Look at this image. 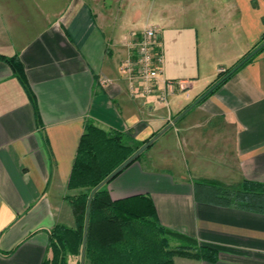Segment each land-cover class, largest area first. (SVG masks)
Masks as SVG:
<instances>
[{"label": "crops", "instance_id": "1", "mask_svg": "<svg viewBox=\"0 0 264 264\" xmlns=\"http://www.w3.org/2000/svg\"><path fill=\"white\" fill-rule=\"evenodd\" d=\"M148 27L160 80L186 83L166 103L133 95L122 70ZM263 31L264 0H0V56L18 58L34 98L0 60V264H42L52 228L73 227L67 182L87 121L140 142L157 133L151 149L173 129L184 171L148 149L107 185L112 201L147 198L160 226L216 251L173 264H264V212L230 193L264 183V54L185 110Z\"/></svg>", "mask_w": 264, "mask_h": 264}, {"label": "trees", "instance_id": "2", "mask_svg": "<svg viewBox=\"0 0 264 264\" xmlns=\"http://www.w3.org/2000/svg\"><path fill=\"white\" fill-rule=\"evenodd\" d=\"M260 54H264V31L259 41L231 67L219 72L214 82L185 110L207 99ZM0 60L9 65L28 99L34 104L18 58L0 56ZM157 135L153 134L140 142L129 132L104 130L92 121L85 123L67 182V190L76 192L66 196L74 225H56L52 228L48 243L51 258L42 264H67L68 255L81 256L80 264H173L174 256L210 262L216 259L214 249L160 226L147 198L138 196L112 201L109 197L107 185L127 167L139 161L152 147ZM149 142L145 151L91 196L101 182ZM230 193L240 206L264 212V183L243 181ZM175 239L177 245L171 247L170 243Z\"/></svg>", "mask_w": 264, "mask_h": 264}, {"label": "built area", "instance_id": "3", "mask_svg": "<svg viewBox=\"0 0 264 264\" xmlns=\"http://www.w3.org/2000/svg\"><path fill=\"white\" fill-rule=\"evenodd\" d=\"M130 48L131 54L122 70L133 95L141 98L154 96L159 102L166 103L170 95L186 90L184 81L160 80L163 57L157 28H145Z\"/></svg>", "mask_w": 264, "mask_h": 264}, {"label": "rangeland", "instance_id": "4", "mask_svg": "<svg viewBox=\"0 0 264 264\" xmlns=\"http://www.w3.org/2000/svg\"><path fill=\"white\" fill-rule=\"evenodd\" d=\"M160 144V146H170L171 150L168 149V151H159L158 150V145ZM156 147L157 149H149V155H155V161L157 163V165L161 168H164L165 170H172L174 169V171H184V163L182 161V157H181V151H179V147H177V142L175 139V133L173 131V129L171 128L169 130V133L167 136H165L162 139H159V141L156 143ZM170 150V151H169ZM147 151V152H148ZM171 247H174V243L172 242ZM68 257V256H67ZM176 264H181L180 261H178V259H176Z\"/></svg>", "mask_w": 264, "mask_h": 264}, {"label": "water", "instance_id": "5", "mask_svg": "<svg viewBox=\"0 0 264 264\" xmlns=\"http://www.w3.org/2000/svg\"><path fill=\"white\" fill-rule=\"evenodd\" d=\"M150 142L142 146L140 149H138L131 157H129L125 162H123L116 170H114L103 182H101L92 192L91 196L93 193L99 189L101 186H103L105 183H107L110 179H112L114 176H116L119 172H121L128 164H130L137 156H139L143 151H145ZM90 202V200H89ZM89 202L87 205V212L89 210ZM87 225V222H86ZM86 225H85V231H84V243H85V237H86Z\"/></svg>", "mask_w": 264, "mask_h": 264}]
</instances>
